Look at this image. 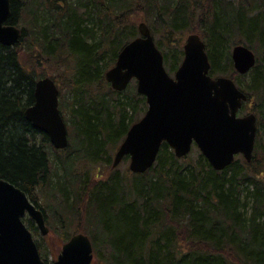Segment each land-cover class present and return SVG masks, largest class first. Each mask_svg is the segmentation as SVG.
I'll return each mask as SVG.
<instances>
[{"label": "trees", "instance_id": "16d2710c", "mask_svg": "<svg viewBox=\"0 0 264 264\" xmlns=\"http://www.w3.org/2000/svg\"><path fill=\"white\" fill-rule=\"evenodd\" d=\"M11 10L8 23L22 34L14 46L0 43V177L44 212L47 205L65 241L88 234L95 252L105 250V264H264V0H11ZM141 21L168 72L181 64L186 36L198 33L210 74L232 77L247 93L240 113L258 117L250 162L238 156L216 170L197 147L178 158L164 142L144 173L117 167L108 174L100 166V175H90L85 161L110 166L147 109L135 85L117 91L105 76L124 45L140 36ZM236 44L256 54L248 74L234 68ZM46 67L65 74L71 94L65 107L60 97L69 133L63 150L25 115ZM25 221L37 235L34 222Z\"/></svg>", "mask_w": 264, "mask_h": 264}, {"label": "water", "instance_id": "95a60500", "mask_svg": "<svg viewBox=\"0 0 264 264\" xmlns=\"http://www.w3.org/2000/svg\"><path fill=\"white\" fill-rule=\"evenodd\" d=\"M11 0H0V43L13 46L22 31L8 20ZM140 36L126 44L115 65L106 72L113 89L125 90L133 79L137 91L146 97L144 116L128 130L117 149L113 166L130 157V170L144 173L156 162L163 142L177 157L190 153L196 144L216 170H223L242 154L251 161L257 136V116L238 112L247 94L226 76L212 77L206 44L199 34L187 37L184 59L172 76L164 65L145 22L139 24ZM235 69L248 73L256 55L244 44L232 50ZM25 115L33 126L48 135L54 148L68 146L67 124L59 109V89L50 77L35 84V102ZM28 215L43 235L49 232L45 213L30 201L27 193L0 177V264H46L33 234L24 222ZM93 244L84 233L73 235L62 246L54 264H92Z\"/></svg>", "mask_w": 264, "mask_h": 264}, {"label": "rangeland", "instance_id": "374dc122", "mask_svg": "<svg viewBox=\"0 0 264 264\" xmlns=\"http://www.w3.org/2000/svg\"><path fill=\"white\" fill-rule=\"evenodd\" d=\"M191 34V33H190ZM188 36V35H187ZM186 36V37H187ZM186 40V38H185ZM21 60L23 61V63H25L28 67H31L30 65V62H29V56L28 54H24L22 53L21 54ZM24 64V65H25ZM46 74V75H45ZM45 76H50L52 78H56L55 80H58L59 81V90H60V94H61V100L63 102V106L65 107L66 105V102H69L70 101V90L67 86V82L68 80L67 79H64L63 76L65 75L63 72H57V71H51V69L49 67H46V71H45ZM172 74V73H171ZM173 75V74H172ZM66 78H67V75H66ZM66 83V84H65ZM133 85L137 86V82L136 81H132ZM251 111V110H249ZM68 117V112L65 113ZM245 114V113H244ZM242 115V114H241ZM68 124V123H67ZM69 134V133H68ZM72 147V145H71ZM71 151H73V147L71 148ZM196 148V147H194ZM198 149V148H197ZM115 153V152H114ZM84 167L85 168H88V170L90 171V175L92 174L93 176L96 175L97 173L100 175V166L102 167L101 168V171L103 173H110L112 171V168H117V167H113V164H111L110 166H102L100 165V163H98L97 165H93L94 163L92 162H87L85 161L84 163ZM129 165H130V160H125V161H122L121 164L118 166L121 170H125L126 168H129ZM94 166V167H93ZM98 179V178H96ZM42 203H45V200L41 199ZM44 207H46L47 211L50 212L51 210L48 208L47 205L43 204ZM48 212H45L46 213V216H47V224L48 226L50 227V234L47 235V236H44L41 234V232L38 230L37 231V235H34L35 236V239L36 241L42 243V246L44 248V252L45 255L47 256L48 260L50 263H53L55 261V259L57 258V255L58 253L60 252V249L62 247V245L65 243V239L62 237L61 234H59L57 231L55 232L54 229H53V226L51 224V220L49 219V216H48ZM28 217H26L25 219H27ZM52 223H54V221L52 220ZM55 224V223H54ZM78 226L80 228H82V230H84V228H86L87 224L85 221H81V222H78ZM77 225V224H75ZM79 233H84V232H79ZM105 255H106V252L105 250L101 251L100 253L98 252H95L94 251V260H93V264H105V261H104V258H105Z\"/></svg>", "mask_w": 264, "mask_h": 264}, {"label": "bare ground", "instance_id": "6f19581e", "mask_svg": "<svg viewBox=\"0 0 264 264\" xmlns=\"http://www.w3.org/2000/svg\"><path fill=\"white\" fill-rule=\"evenodd\" d=\"M20 29H21V27H20ZM21 31H22V29H21ZM236 45H237V44H236ZM236 45H234V46L232 47V50H233V48H234ZM232 50H231V53H232ZM43 255H44V254H43ZM41 257H42V260L46 263V261L44 260L42 254H41ZM46 264H48V263H46Z\"/></svg>", "mask_w": 264, "mask_h": 264}]
</instances>
